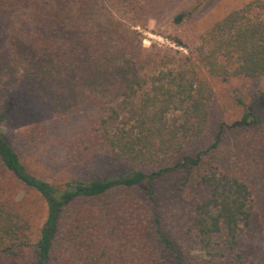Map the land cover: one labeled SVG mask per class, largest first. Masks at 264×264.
I'll use <instances>...</instances> for the list:
<instances>
[{
    "label": "trees",
    "instance_id": "trees-1",
    "mask_svg": "<svg viewBox=\"0 0 264 264\" xmlns=\"http://www.w3.org/2000/svg\"><path fill=\"white\" fill-rule=\"evenodd\" d=\"M157 4L0 0V264H24L27 247L31 264L246 263L243 234L264 230V120L251 104L211 132L209 77H264V0L186 55L142 46L134 27ZM12 121L63 129L75 176L54 184L31 170L38 138ZM103 158L127 173L106 174ZM9 178L45 205L33 244L22 204L4 196Z\"/></svg>",
    "mask_w": 264,
    "mask_h": 264
},
{
    "label": "rangeland",
    "instance_id": "rangeland-1",
    "mask_svg": "<svg viewBox=\"0 0 264 264\" xmlns=\"http://www.w3.org/2000/svg\"><path fill=\"white\" fill-rule=\"evenodd\" d=\"M252 1L255 0H156L158 11L155 17L148 20L145 28L134 27V29L140 34L143 47L171 48L186 55L188 49H194L200 43V37L205 35L216 22ZM179 14L184 17L180 23H175L174 18ZM173 38L179 39L186 47L176 46L172 41ZM201 74L205 76L203 70ZM209 81L215 91L214 100L210 104L211 132L215 134L220 124H230L238 119L245 112V106L251 104L254 113L264 120V99L260 98L261 94L264 95V77L257 79L233 77L225 82L209 77ZM234 94L239 95L243 106L238 105ZM11 124L14 126L13 131H19L25 138L32 136L38 138L36 145L38 153L34 154L35 160H26L31 170L54 184L63 183L75 176L67 164L69 143L65 139L62 140L60 132L63 129L51 128L47 125L44 133H39L34 130L32 124L19 128L16 121H12ZM56 131H59V134ZM203 146V143H200L195 148L200 150ZM107 162L104 158L99 162L100 168L106 170V174L122 176L127 173V169L123 166H115ZM97 171L99 172V169ZM3 185L9 191L4 196L11 193L12 199L22 204V209L24 208L28 214L30 243L33 244L46 215L43 201L37 194L11 178L6 179ZM261 196H264V191ZM241 247L245 249V264L264 262V230L261 229V232L252 235L250 232L243 234ZM22 255L24 264L32 263V247L23 249Z\"/></svg>",
    "mask_w": 264,
    "mask_h": 264
}]
</instances>
